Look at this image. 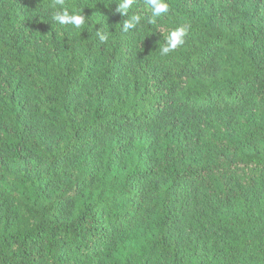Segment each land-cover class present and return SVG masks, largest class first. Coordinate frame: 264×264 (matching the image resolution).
I'll use <instances>...</instances> for the list:
<instances>
[{"label":"trees","instance_id":"16d2710c","mask_svg":"<svg viewBox=\"0 0 264 264\" xmlns=\"http://www.w3.org/2000/svg\"><path fill=\"white\" fill-rule=\"evenodd\" d=\"M119 2L0 0V264H264V0Z\"/></svg>","mask_w":264,"mask_h":264},{"label":"clouds","instance_id":"9594fccd","mask_svg":"<svg viewBox=\"0 0 264 264\" xmlns=\"http://www.w3.org/2000/svg\"><path fill=\"white\" fill-rule=\"evenodd\" d=\"M146 6L150 9V15L142 17L140 14L129 15V10L132 8L136 0H120L117 4L115 11L121 16L127 15L128 19L123 22L122 31L128 32L129 30L139 31L142 20L146 19L148 25L155 26L159 19H163L168 15L170 6L166 0H144ZM66 5V0H54L53 7L59 6V10L51 13V21L59 25H71L74 29H83L86 24V17L82 14V9L79 11H70L69 6ZM189 25H180L171 30L167 37L165 44L160 47V55L168 56L177 48L185 44L186 38L189 33ZM96 35L99 41L103 44L109 39L108 34L101 33L97 30Z\"/></svg>","mask_w":264,"mask_h":264}]
</instances>
